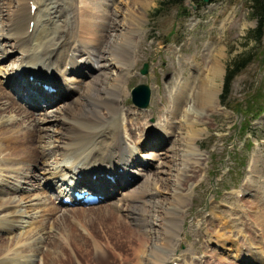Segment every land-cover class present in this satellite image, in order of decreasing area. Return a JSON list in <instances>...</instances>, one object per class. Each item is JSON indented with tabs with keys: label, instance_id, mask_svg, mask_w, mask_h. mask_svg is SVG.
Wrapping results in <instances>:
<instances>
[{
	"label": "bare ground",
	"instance_id": "obj_1",
	"mask_svg": "<svg viewBox=\"0 0 264 264\" xmlns=\"http://www.w3.org/2000/svg\"><path fill=\"white\" fill-rule=\"evenodd\" d=\"M29 1L8 0L5 10L2 8L3 12L0 13V17L4 12L5 17H7V21L0 26V40L5 39L4 45L9 46V49H6L7 52L19 59L18 62L12 58L9 69L7 68L9 71L6 72V81H4L9 91L0 82V102L5 101L8 104V108L4 110L9 112L8 117L14 112L25 124L29 117L34 118L40 124L39 128L35 127L31 130L27 126L26 128L21 126L23 128L20 129L22 124L10 120V122L4 121L5 123H3L6 116L2 115L4 111L0 109V169L6 172L4 175L0 173V232L17 234L11 238L10 235L6 237L4 233H0V264H34L33 257L26 254V250L30 252L31 248L36 255L40 253L39 255L43 256L40 262L36 264H65L66 260H76L77 256L73 257L74 255H72L73 258L69 256L71 259L68 257V252L76 247L81 249L84 247V251L93 255L91 256L94 257L96 264L114 262L107 253L101 251L102 249L95 241L88 242L87 235L84 236L86 228L81 223L82 221L76 220L77 217L86 224L87 219L88 223L92 221L100 224L107 218L113 219V223L109 224L111 227L110 237L114 240L115 248L132 247L134 250V256L128 261L129 264H169L170 260L175 261L173 251H175L177 244H173L172 238L179 233V216L174 210L185 202L184 195L179 192V187L184 185L179 180V186L174 187L172 201L166 208L170 212H165L164 217L159 220L157 228L155 227V230H159L158 233L161 235L159 234L158 241L156 235L155 240H153V237L148 236L147 229L150 228L149 222L154 216L156 205L154 200L152 201L150 198L149 192H152L151 189L155 187L157 179L154 178L152 183L147 179L146 185L137 190L129 189L137 180V174L133 172L135 169H132L133 164L140 162L145 167L142 170H149L148 167L151 166V163L149 159H147L148 161L142 160L144 157L141 154L138 155L140 152L138 147L132 146L128 149L123 133L125 132L132 138V142L137 144L139 141V137H135L137 129L142 128L143 131H146V137L141 143L144 148L156 150L152 153L154 159L162 157V154L159 153L165 149L166 144L172 140L176 132L174 130L177 129L176 126L172 127L171 125L172 120H180L181 118L183 123L181 120L179 122L187 125L189 136L194 139L195 128L191 127L194 126L193 120L202 111L195 109L194 102L190 101L196 93L191 81H182L176 89L169 90L166 108L160 116L164 117L166 113V116L162 118L164 120L163 125L160 126L156 123L153 126V124H147L143 120L132 127L129 119L132 110L126 109L127 111L123 112L119 106L120 95H117L118 86L123 90L122 95H128V87L121 85L125 79L116 74L114 83L107 85L106 82L108 80L107 74H110L108 71L114 66L113 63L117 64L118 73H126L131 76L130 73L133 69L129 70L127 67L128 52L126 53L125 48L130 47L135 40L133 36L140 22L136 19L128 20V29H133L123 32L124 41L120 44L114 43L112 47L110 44V48H108L110 51L108 52L107 46H105L106 37L111 36L116 25V18L108 16V13L111 12V6L100 9L98 3V5H93L86 0H78L77 12L70 13L68 6L75 0H45L42 4L41 0H32V3ZM43 11L46 14L44 15L46 16L45 20H42L40 16ZM71 14L75 23H72V19H70ZM78 38L79 42L76 43ZM95 49L100 52V54L98 52L99 63L94 60ZM214 50L218 53L221 51V49ZM104 53H108L107 58H105ZM125 67H127L126 70ZM196 67L198 68L197 71L203 70L195 76V79L198 78L197 87L199 89L197 91L199 92L201 89L206 97L203 104H217L214 101L213 92L218 86L217 81L221 75L220 61L214 59L207 66V70L206 67L202 68L201 63H197ZM121 68L125 71H122ZM99 71L103 72L101 77L96 75ZM200 77L201 79H199ZM89 78L90 82L87 81ZM75 91L78 92V95L81 93V96L73 97ZM103 96H107V99H104ZM61 99L66 100L63 102L64 107H67L60 109L61 116L56 117V119L60 117L64 123L61 124L60 132L55 131L56 134L49 143L46 140V134L47 131L51 130L48 124L53 120L49 118L50 114L47 109L53 102ZM114 99H116V104ZM123 103L126 104V100H123ZM191 103L193 104L192 107L189 106ZM37 108L40 109L39 115L34 113ZM104 109L106 114H104ZM57 110L59 109L55 111ZM64 111H66L65 116ZM131 121H135L132 116ZM89 132L90 134H87ZM68 133H71L70 136ZM67 138L74 140L66 145L68 143ZM40 139L41 142H39ZM189 139L187 137L186 146H188V142H191ZM68 145L69 147H67ZM49 151L55 152V163L52 166L50 162L45 161ZM163 155L167 156V154ZM40 158H44V167H42L44 175H40L39 179L44 180V182L34 187L38 190H36L38 194H33L35 195L33 200L26 201L25 199L26 203L30 204V208L33 209L31 216H26L30 214L29 210L26 208L19 209L22 200L21 202L20 200H13L12 195L5 198V194L11 193L13 189L15 192L23 189V186L17 184L20 177L13 175L17 174L18 171L26 172V179L35 177L36 174L30 173L34 167H39L38 160ZM18 163L23 164L21 169L16 168ZM178 172L175 175L178 176ZM11 177L14 179L12 182L10 181ZM59 178L61 182L56 180ZM178 179H180L179 176ZM50 186L51 188L54 186L56 191L54 199L47 192V188ZM127 189L129 190L127 191ZM76 191L93 194L95 196L93 204L106 199L115 203L114 196L120 195L119 201L123 205L120 206V209L127 213L124 216L123 213L115 215L113 211L108 213L107 208L95 210L93 208L95 206H87L91 203H84L82 199L71 193ZM69 193L72 194L70 195V204L77 203V205L65 208V211L62 212L58 207L65 204L59 202L58 198L69 195ZM41 195H44L46 199ZM35 200L38 202L33 203ZM135 201L139 202L136 203ZM249 205L250 207L261 208V213L256 215L255 220L257 224L263 225L260 236L264 241V202L251 201ZM241 211L244 215L247 214L244 208ZM60 212H62L61 216L58 214ZM36 213L40 214L41 217L46 214L45 218L49 220L57 216L55 237L50 239V232L44 233V235H48V243L45 238L42 242L46 251L34 248L37 243L36 240L35 243L29 242V239L36 235H43V232L48 228L44 227L43 219L37 220L39 216L33 218L32 215ZM166 214L168 215L167 218H165ZM126 217H131L132 220L128 221ZM69 218L83 233L74 225L69 224ZM88 227L96 233V227L90 223ZM33 231L35 233L30 236ZM239 231L244 230L239 229ZM59 235H63V238L60 239ZM38 245L37 247H39ZM241 246L239 245V247ZM28 247H30L29 250ZM258 247L264 250V245ZM71 248L73 249L71 250ZM251 250L248 248H245V251L240 249V253L244 257L246 252L245 259L242 258L243 261L248 262L246 258L253 257L259 264H264V258L261 256L264 255V251L252 252ZM77 262L80 263L81 261L77 260ZM205 262L208 261L201 259L198 264Z\"/></svg>",
	"mask_w": 264,
	"mask_h": 264
},
{
	"label": "rangeland",
	"instance_id": "obj_2",
	"mask_svg": "<svg viewBox=\"0 0 264 264\" xmlns=\"http://www.w3.org/2000/svg\"><path fill=\"white\" fill-rule=\"evenodd\" d=\"M7 1L0 0V13L6 8ZM30 1L32 3V0ZM44 1L41 0V4ZM86 1L93 3V5L98 3L99 5H97L100 9L105 6H111V12L108 13V16L116 18V25L111 36L106 37L105 46H107L108 52L110 51L108 48L112 47L114 43L120 44L124 41L123 32L133 29H128V20L136 19L140 22L133 36L135 40L130 47L125 48L126 53L128 52L127 67H129V70L133 69L130 73L131 76L126 73H118L117 64L113 63L114 66L108 71L110 74H107L108 80L106 82L107 85L114 83L116 74L125 79V82H122L121 85L128 87V95H122L123 90L119 86L117 87V95H120L119 106L121 110L123 112L128 109L132 110V114L129 116L132 127L143 120L147 124H153V126L156 123L160 126L163 125L164 120L162 118L166 116V113L164 117L160 116L164 112V108H166L169 90L176 89L185 80L191 81L196 90L190 101L194 102L195 109L202 111L193 120L194 126L191 127L195 128L194 139L189 136L187 125L179 122L180 120L182 121L181 118L180 120H172L171 125L172 127L176 126L175 128L177 129L173 128L176 132L172 140L166 144L165 149H162L159 153L162 154L161 158L165 160L159 157L154 159L152 153L156 150L144 148L141 142L146 137V131H143L142 128L137 129L135 133V137H139L137 144H134L131 140L132 138L126 135L125 132L123 133V135L125 134V143L128 149L132 146L138 147L140 151L138 155L141 154L144 157L142 159L141 156V159H149L151 163V166L148 167L149 170H142L145 167L140 162L133 164L132 169H135L133 172L137 174V180L129 189L137 190L146 185L147 182L145 181L147 179L150 183H152L154 178L157 179L156 188H152V192H149V196L152 201L154 200L156 208L154 216L149 222V226L153 230L147 229L148 236L153 237V240H155L156 235L158 241L161 234L158 233L159 230H155V227L157 228L159 220L164 217L165 212H170L166 208L172 201L174 187L176 185L179 186L181 182L184 186L179 187V192L184 195L185 202L174 210L179 216V233L172 238L173 244H177L175 251H173L174 259L176 260H170L169 264H198L201 259L208 261L204 264H259L253 257H247L246 260L248 262L243 261L246 257V252L244 253L245 257L240 253V249L245 251V248L252 249V252L264 251L258 247L264 245V241L260 236L263 225L257 224L255 220L256 215L259 212L261 213V208H254L249 205L251 201L264 202V35L261 41H256L251 36L258 21L252 14L250 0H210L209 2L185 0L181 4L166 2V0ZM77 4L78 0H75L71 4L72 6L69 5L68 12H77ZM43 12H41L40 16L42 20H45L46 16L44 15L46 14ZM4 14L0 17V26L7 21V17ZM193 18L195 21L192 20ZM67 19L69 20V17ZM70 19H72V23H75L72 14ZM116 36L118 37L117 39ZM78 40L79 38L76 43L79 42ZM4 43H6L5 39H1L0 82L8 90L7 84L5 85L6 72L8 73L9 71L11 59L15 58L12 60H18V62L19 59L7 52L6 49H9V46L4 45ZM214 49H221V51L218 53ZM98 52L96 49L94 50L96 63H99ZM248 53H252L251 61L232 80L229 93L222 96L227 69L235 60L242 58ZM104 54L105 58H107L108 53ZM214 59L220 61L222 66L221 75L217 81L218 86L213 92L214 101L217 104L204 105L205 94L201 89L199 92L197 91L199 89L197 87L198 78L195 79V76L203 72V70L197 71L196 64L201 63L202 68L206 67L207 70V66ZM145 63L148 64V72L143 74L141 69ZM127 67L124 69L126 70ZM125 70L122 69V71ZM102 73V71H99L96 75L101 77ZM87 81L90 82V78ZM139 84H146L151 89L150 103L146 108H139L133 103L132 89ZM74 96L76 98L80 97L81 93L78 95V92L75 91L73 93ZM103 98L107 99V96H103ZM222 98H224L225 103L221 102ZM123 100H126L127 105L123 103ZM63 101L64 99L55 101L47 109L50 114L49 118L53 120L48 124L51 130L47 131L46 134V140L49 143L51 142L50 140H53L56 132H60L61 124L64 123L60 117L56 119V117L61 116L60 109L64 107L66 100ZM114 103L116 104V99H114ZM192 103L189 106L192 107ZM217 105H219L218 108ZM6 108H8V104L5 101L0 102V109L4 111ZM56 109H59L57 110L58 112L55 111ZM39 111L40 109L37 108L34 113L39 115ZM8 113L4 111V114H2L6 116L3 123L10 120L11 122L22 124L20 129L26 128V126L30 127L31 130L35 127L39 128L40 124L32 117L26 119V122H28L25 124L20 117H17L18 114L16 115L12 112L10 117H8ZM104 114H106L105 109ZM65 115L66 111H64ZM113 115L115 116V113ZM131 116L135 121H131ZM70 134L68 133L69 136ZM87 134H90V132ZM187 137L191 140V142H188V146L185 144L188 141ZM73 140V138H67L68 143L66 145ZM39 142H41V139ZM163 154H167V158ZM45 161L50 162L51 166L54 165L55 152L49 151ZM43 163L44 158H40L38 160L39 167H34L31 170L30 174H36L35 177L26 179V172L21 170L17 174H13L20 177L17 184L23 186V189L17 192L13 189L11 193L5 194V198H9L12 195L13 200H20V202L22 200L21 208L19 209H28L30 214L26 216H31V213H33L32 207L30 208V204L26 203V201L35 198L33 194H38V190L34 187L44 182V180L39 179L40 175H44ZM22 165V163H18L16 168L21 169ZM4 171L0 169V173L3 175L6 174ZM177 172L180 179L175 175ZM56 180L59 181L60 178ZM179 180L181 181L178 182ZM10 181L12 182L14 179L11 177ZM51 186L47 188V192L54 199L56 191L54 186L53 188ZM119 196H114L115 203L106 199L87 206H95L93 207L95 210L107 208L108 213L113 211L115 215L123 213L125 216L127 212L120 209V206L123 205L119 201ZM41 197H44V195H41ZM58 201L62 202V197H59ZM135 202L138 203L139 201ZM75 205L77 204L60 205L61 208H58L63 212L65 208ZM242 208L245 209L246 215L241 211ZM249 208H251L250 211ZM62 212L58 214L60 215ZM44 215L42 217L37 213L32 215L33 218L39 216L37 220L43 219L44 227L48 228L43 232V235H36L34 238L29 239V242L35 243L36 240L37 243L34 248L46 251V247H44L42 242L44 241L43 238H45L48 243V235H44V233L50 232V239L53 236L55 237L57 233L55 228L57 226L55 223L57 216L49 220L45 218L46 214ZM59 215L58 217L61 216ZM167 216L166 214L165 218ZM126 218L128 221L132 220L131 217ZM80 219L77 217L76 220L82 221L81 223L86 228L84 236L87 235L88 242L92 243L95 241L99 248L102 249L101 251L107 253L113 259L114 262H111V264H129L128 261L134 256V250L132 247L115 248L114 240L110 237L111 227L109 224L113 223V219L107 218L101 224L89 222L96 227V233L89 228L90 226L88 227V219L86 220L88 225ZM68 222L80 230L71 222V218H69ZM239 229L244 230L242 231L243 235ZM0 233L5 234V231ZM34 233L35 231L30 236ZM12 234H5V236L8 237L10 235L12 238L17 235L15 233V235ZM59 236L60 239L63 238V235ZM39 241L41 242L38 245ZM73 244L74 242L72 246ZM239 245L242 246L239 247ZM83 248L76 247L74 250L71 248L72 251L68 252V257L74 255L73 257L77 256V258L76 260H66L65 264H96L94 257L92 258L93 255L84 251ZM29 249L30 247H28ZM29 251L26 250V254L33 257L31 258L34 260V264L40 262L41 258H43V256L39 255L40 253L36 255L33 248ZM261 256L264 258V255ZM70 257L69 259H71ZM77 260L81 262L78 263Z\"/></svg>",
	"mask_w": 264,
	"mask_h": 264
},
{
	"label": "trees",
	"instance_id": "obj_3",
	"mask_svg": "<svg viewBox=\"0 0 264 264\" xmlns=\"http://www.w3.org/2000/svg\"><path fill=\"white\" fill-rule=\"evenodd\" d=\"M184 1L185 0H166V2H172L175 4H181ZM191 1L200 2L202 0H191ZM250 8H251L252 14L257 18V21H258L256 28L251 33L252 34L251 36L256 41H261L264 35V0H250ZM251 55L252 53H248L242 58L235 60L233 64L227 69L226 74H225L222 96L226 95V93H229L230 91L229 87H230L232 80L251 61V58H252ZM221 102L225 103L224 98L221 99Z\"/></svg>",
	"mask_w": 264,
	"mask_h": 264
},
{
	"label": "water",
	"instance_id": "obj_4",
	"mask_svg": "<svg viewBox=\"0 0 264 264\" xmlns=\"http://www.w3.org/2000/svg\"><path fill=\"white\" fill-rule=\"evenodd\" d=\"M204 2H209L210 0H203ZM143 74L148 72V64H144L141 69ZM132 99L133 103L139 108H146L150 103L151 99V89L146 84H139L132 89Z\"/></svg>",
	"mask_w": 264,
	"mask_h": 264
}]
</instances>
